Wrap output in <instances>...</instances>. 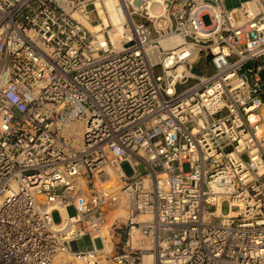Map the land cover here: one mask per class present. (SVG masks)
<instances>
[{"label":"built area","instance_id":"built-area-1","mask_svg":"<svg viewBox=\"0 0 264 264\" xmlns=\"http://www.w3.org/2000/svg\"><path fill=\"white\" fill-rule=\"evenodd\" d=\"M226 1L0 0V264H264V0Z\"/></svg>","mask_w":264,"mask_h":264},{"label":"rangeland","instance_id":"rangeland-1","mask_svg":"<svg viewBox=\"0 0 264 264\" xmlns=\"http://www.w3.org/2000/svg\"><path fill=\"white\" fill-rule=\"evenodd\" d=\"M245 1H248V0H227V1L225 2V6H226L227 8H229V9H231V8H234V7L239 6L242 2H245ZM203 20H204V23H205L206 25H210V19H209L208 16H205V17L203 18ZM212 70H213V65H211V64H208V65H205L204 63H198V64H197V71L204 72V71H212ZM182 89H183V87H179L178 90L181 91ZM123 168H124V170H125L128 174L131 173V170H130V168H129V166H128L127 163H125V164L123 165ZM183 170H184L185 172H189V171L191 170V169H190V165H189L188 163H185V164L183 165ZM68 213H69L70 215L75 214V209H74L73 206H70V207L68 208ZM52 218H53V220H54L56 223H59V222L61 221V215H60V212L57 211V210L53 211V213H52ZM78 245H79V248H80L81 250L90 249V248L92 247V244H91V241H90V238H89V237H85V238L81 239V240L78 242ZM96 246H97V247H101V246H102V241H101L100 239H97V240H96ZM68 255H69V257L71 258L72 262L76 261V262H79V263L84 264L82 260H80V259L74 257L72 254H68ZM68 264H69V263H68Z\"/></svg>","mask_w":264,"mask_h":264},{"label":"bare ground","instance_id":"bare-ground-1","mask_svg":"<svg viewBox=\"0 0 264 264\" xmlns=\"http://www.w3.org/2000/svg\"><path fill=\"white\" fill-rule=\"evenodd\" d=\"M114 1L110 2L108 1L107 5L110 9V11L112 13H114ZM115 18V17H114ZM116 20H117V17H116ZM106 21V20H105ZM82 264V263H79V262H72L71 258L69 257L68 253H64V254H59L58 256H56L53 264ZM84 263V262H83Z\"/></svg>","mask_w":264,"mask_h":264}]
</instances>
